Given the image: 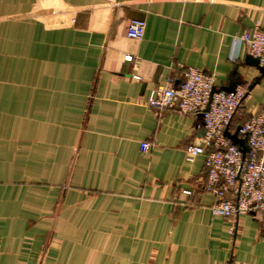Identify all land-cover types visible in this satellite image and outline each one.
Wrapping results in <instances>:
<instances>
[{"label": "crops", "instance_id": "crops-1", "mask_svg": "<svg viewBox=\"0 0 264 264\" xmlns=\"http://www.w3.org/2000/svg\"><path fill=\"white\" fill-rule=\"evenodd\" d=\"M255 26L264 0H0V264H264L260 214L213 217L185 160L200 118L146 106L194 68L264 110Z\"/></svg>", "mask_w": 264, "mask_h": 264}, {"label": "built area", "instance_id": "built-area-1", "mask_svg": "<svg viewBox=\"0 0 264 264\" xmlns=\"http://www.w3.org/2000/svg\"><path fill=\"white\" fill-rule=\"evenodd\" d=\"M144 27V21L132 20L127 26L126 36L140 40ZM236 41L245 45L249 56L264 68V31L255 26L251 31H242ZM124 59L130 61L131 57L125 56ZM214 81L213 75H205L194 68L184 69L177 84L153 89L146 106L200 118L199 127L203 132L200 143H192L185 148V160L192 163L198 156L204 157L206 179L202 190L214 196L211 215L234 224L239 217L258 212L261 217L260 235L264 241V110L250 115L236 127H239L238 136L245 139L248 148L243 152L232 144L225 132H230L232 121L241 114L249 90L236 87L233 92L212 93L216 89ZM150 147L148 142H142L140 151L146 153ZM184 194L191 193L184 191Z\"/></svg>", "mask_w": 264, "mask_h": 264}, {"label": "water", "instance_id": "water-1", "mask_svg": "<svg viewBox=\"0 0 264 264\" xmlns=\"http://www.w3.org/2000/svg\"><path fill=\"white\" fill-rule=\"evenodd\" d=\"M246 61H247L248 65L253 66L256 69H258V71H260L261 75L264 76V68H262V67H260L258 65V61L256 59H254L251 56H248L246 58ZM235 87H236V84H233L232 86L226 87L224 89H213L212 93L215 92V91L216 92H219V91L233 92ZM207 109H208V107L206 108V110ZM238 130H239V127L236 129V131L233 134H231L230 132L226 131L225 135L232 142V144L239 146L243 152H246V151H248V148L245 145V139L240 138L238 136Z\"/></svg>", "mask_w": 264, "mask_h": 264}, {"label": "trees", "instance_id": "trees-1", "mask_svg": "<svg viewBox=\"0 0 264 264\" xmlns=\"http://www.w3.org/2000/svg\"><path fill=\"white\" fill-rule=\"evenodd\" d=\"M243 115L241 114V117H238V118H235L233 121H235L236 120V122H235V126H238V125H240V124H242L246 119H248L249 117H246L245 118V116L244 117H242ZM232 121V122H233ZM232 124V123H231Z\"/></svg>", "mask_w": 264, "mask_h": 264}]
</instances>
